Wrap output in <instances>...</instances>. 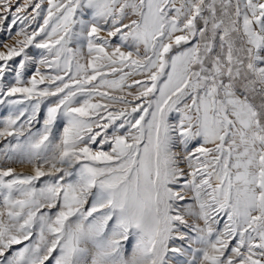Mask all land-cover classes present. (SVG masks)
<instances>
[{"label":"snow or ice","instance_id":"obj_1","mask_svg":"<svg viewBox=\"0 0 264 264\" xmlns=\"http://www.w3.org/2000/svg\"><path fill=\"white\" fill-rule=\"evenodd\" d=\"M0 264H264V0H0Z\"/></svg>","mask_w":264,"mask_h":264}]
</instances>
